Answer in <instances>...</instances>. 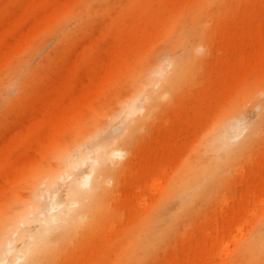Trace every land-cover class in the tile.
<instances>
[{
	"label": "bare ground",
	"instance_id": "obj_1",
	"mask_svg": "<svg viewBox=\"0 0 264 264\" xmlns=\"http://www.w3.org/2000/svg\"><path fill=\"white\" fill-rule=\"evenodd\" d=\"M6 8L0 264H216L215 256L264 264V195L260 218L243 206L228 226L219 223L228 198L216 199L264 139V35L254 27L264 0H0ZM46 39L53 50L33 65ZM202 48L225 51L222 80L205 81L216 99L226 89L230 100L168 186L163 162L137 142L200 71ZM245 99L258 112L252 124ZM122 188L128 193L113 196Z\"/></svg>",
	"mask_w": 264,
	"mask_h": 264
},
{
	"label": "rangeland",
	"instance_id": "obj_2",
	"mask_svg": "<svg viewBox=\"0 0 264 264\" xmlns=\"http://www.w3.org/2000/svg\"><path fill=\"white\" fill-rule=\"evenodd\" d=\"M10 11H12L11 8H6L0 13H4V17L6 18ZM209 25L212 24L209 23ZM72 27H74L73 22L65 25L66 30H71ZM254 27L264 35V18L260 24H256ZM243 42L248 44V41L245 38H243ZM54 45L55 42L49 41V39L43 41L40 46L41 48L36 52L33 65L38 64L39 60L41 61L45 55L50 54ZM181 50L182 48L177 46V51L179 53H181ZM204 50L205 48H202L204 58L200 64V71L192 73L188 85L182 88L177 97L173 99V107H168L166 110L164 109L161 113L163 115H157L154 118L153 124L148 129V135L142 137L137 142L138 147H136V149L138 148V150H140L139 148H141V146L148 145L153 149V152H155L159 161L161 160V162H163L165 169L162 171V179L168 186L175 181V178L178 176L177 174L181 173L180 170L183 169V166L188 162L193 149L201 143L202 139L210 131L213 124L222 117L220 114L230 100V92L228 93V90L224 89L221 96L216 99L208 85L209 80H211V82L215 80L214 82L217 83L222 80L221 76L216 75V73L219 71L220 60L225 57V51H217L212 55L206 56ZM70 59L71 57L68 58V62L71 61ZM86 72L90 75L98 74V70L91 67L87 68ZM63 75V70H60L57 74L59 77ZM205 75H212L213 80L208 78L209 80L205 81ZM256 96L259 95L257 94ZM239 104L241 105L243 115H245V122L247 124H252L258 120V112L249 99L241 100ZM262 106V112L264 113V102ZM155 140L158 141V146H156ZM168 145L170 152L167 153L166 150L162 149L167 148ZM135 150H131L130 155L134 154ZM139 153L140 151L136 152L137 159L140 157ZM165 153L169 155L168 161H165L162 157ZM135 162L136 161H134V163ZM263 167L264 139L261 140L255 148L249 151L248 155L244 157L241 162H238L236 166H233L229 171V180L223 187L222 191H219V194L217 193V202H220L223 196L228 198L227 205L224 208L225 214L222 216L219 223L228 226L227 224L231 219L234 221L235 219L240 218V211L243 206L245 209L252 210L253 214L251 220L261 217L263 210L261 198L264 195V183L262 184L260 182L259 173ZM127 191V188L119 189V191L113 196L128 193ZM214 203L215 202L208 204L206 210H211ZM201 212L202 210L200 213ZM215 213V216H218V212L216 211ZM204 222L205 227L210 224V219L205 216ZM209 229L211 230L210 227ZM192 234H195V239L199 238V234L195 229L192 231ZM181 247V244L178 243L174 251L180 250ZM172 250L173 248L168 246L163 255L168 254V252H171ZM190 255H192V253H190ZM220 260V257L215 256L213 263L243 264L233 263L229 260L221 262ZM192 264H203V262L195 259Z\"/></svg>",
	"mask_w": 264,
	"mask_h": 264
},
{
	"label": "snow or ice",
	"instance_id": "obj_3",
	"mask_svg": "<svg viewBox=\"0 0 264 264\" xmlns=\"http://www.w3.org/2000/svg\"><path fill=\"white\" fill-rule=\"evenodd\" d=\"M117 155H119V154H117Z\"/></svg>",
	"mask_w": 264,
	"mask_h": 264
}]
</instances>
